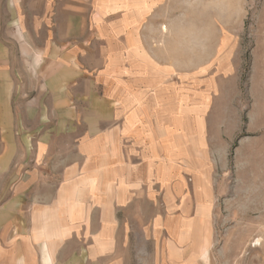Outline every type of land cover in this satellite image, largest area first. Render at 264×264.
<instances>
[{"label":"crops","instance_id":"1","mask_svg":"<svg viewBox=\"0 0 264 264\" xmlns=\"http://www.w3.org/2000/svg\"><path fill=\"white\" fill-rule=\"evenodd\" d=\"M114 16L0 0V264H194L207 241L208 119Z\"/></svg>","mask_w":264,"mask_h":264},{"label":"rangeland","instance_id":"2","mask_svg":"<svg viewBox=\"0 0 264 264\" xmlns=\"http://www.w3.org/2000/svg\"><path fill=\"white\" fill-rule=\"evenodd\" d=\"M96 4L113 7L120 24L130 23L131 43H140L169 80L197 99L208 119L214 198L207 206V241L194 253V264H264V0H96ZM41 184L45 194L27 201L54 204L48 190L52 182ZM7 186L0 184V205L8 202ZM8 218L1 214V223ZM96 228L97 233L103 229ZM97 243L99 250L105 246ZM61 254H55L53 264L63 261ZM110 260L104 254L78 262Z\"/></svg>","mask_w":264,"mask_h":264}]
</instances>
